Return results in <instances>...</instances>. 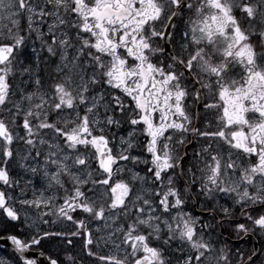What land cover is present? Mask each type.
<instances>
[{
	"label": "snow or ice",
	"instance_id": "1",
	"mask_svg": "<svg viewBox=\"0 0 264 264\" xmlns=\"http://www.w3.org/2000/svg\"><path fill=\"white\" fill-rule=\"evenodd\" d=\"M0 240L264 264V0H0Z\"/></svg>",
	"mask_w": 264,
	"mask_h": 264
},
{
	"label": "rangeland",
	"instance_id": "2",
	"mask_svg": "<svg viewBox=\"0 0 264 264\" xmlns=\"http://www.w3.org/2000/svg\"><path fill=\"white\" fill-rule=\"evenodd\" d=\"M179 39H180V37H179ZM189 210H192V206L191 205H189ZM76 251H79V245H77ZM6 253H10V252H8V251H0V256L4 255Z\"/></svg>",
	"mask_w": 264,
	"mask_h": 264
},
{
	"label": "water",
	"instance_id": "3",
	"mask_svg": "<svg viewBox=\"0 0 264 264\" xmlns=\"http://www.w3.org/2000/svg\"><path fill=\"white\" fill-rule=\"evenodd\" d=\"M0 246H9L10 247L9 243H6V242H4L2 240H0Z\"/></svg>",
	"mask_w": 264,
	"mask_h": 264
}]
</instances>
